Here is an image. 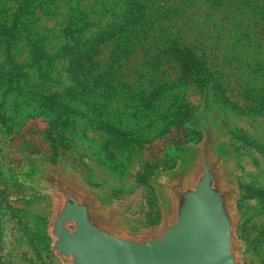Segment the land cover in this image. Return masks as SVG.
<instances>
[{
    "label": "rangeland",
    "instance_id": "obj_1",
    "mask_svg": "<svg viewBox=\"0 0 264 264\" xmlns=\"http://www.w3.org/2000/svg\"><path fill=\"white\" fill-rule=\"evenodd\" d=\"M111 28L88 76L66 71ZM128 39L203 41L214 85L201 91L171 58L117 62L111 46ZM67 98L76 112L51 110ZM205 121L236 193L239 263L264 264V0H0V264H64L39 168L64 172L132 234L161 231L157 184L194 160Z\"/></svg>",
    "mask_w": 264,
    "mask_h": 264
},
{
    "label": "water",
    "instance_id": "obj_2",
    "mask_svg": "<svg viewBox=\"0 0 264 264\" xmlns=\"http://www.w3.org/2000/svg\"><path fill=\"white\" fill-rule=\"evenodd\" d=\"M195 158L157 184L164 226L137 236L117 212L103 207L61 170L39 168L34 178L52 194L51 248L64 264H240L234 238L236 193L216 153L208 121Z\"/></svg>",
    "mask_w": 264,
    "mask_h": 264
},
{
    "label": "trees",
    "instance_id": "obj_3",
    "mask_svg": "<svg viewBox=\"0 0 264 264\" xmlns=\"http://www.w3.org/2000/svg\"><path fill=\"white\" fill-rule=\"evenodd\" d=\"M76 20V18H75ZM83 22L76 21L73 26H69L64 34L66 39L70 38H77L80 34ZM102 33L98 34L96 37L90 39L86 42L88 46L86 50L80 53V50L76 53V59L74 62L69 64L66 67V71H72L76 74H81L84 76H88L89 72L93 69L94 59H96L101 53V46L102 44L109 40L110 38H115L118 32L113 28L107 29ZM112 33V34H111ZM110 35L108 39L98 41V38ZM135 36H139L140 34L137 33L135 28H130L126 37L128 38H135ZM156 41V42H137L132 41V39H128L124 44L118 42L112 44V53L114 58L117 62L120 61V58H126L127 56L131 55H138V54H147L150 57H157V58H171L174 62L179 64L183 74L192 78L201 91L206 92L209 90L211 86L214 85L212 81V74L208 67L207 55L205 53V44L203 41L193 40V41ZM71 65H73L71 67ZM76 74H74V78L76 81ZM91 77H86L85 80L80 81V87L84 88L87 92L92 91L94 88V83L91 81ZM17 83V82H16ZM18 88L20 89V85L17 83ZM16 86V87H17ZM41 96V99H45L46 97L42 93H35ZM58 98L56 92L52 95L51 100H55ZM47 99V98H46ZM72 103V104H71ZM75 103V104H74ZM70 101L68 98L65 101L55 103L56 107L52 108V111H58L62 113V111H70L76 112V102ZM42 106V105H41ZM43 107V106H42ZM53 125V124H52Z\"/></svg>",
    "mask_w": 264,
    "mask_h": 264
}]
</instances>
